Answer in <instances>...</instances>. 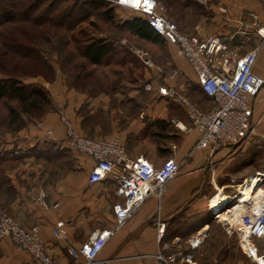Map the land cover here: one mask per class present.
<instances>
[{"label":"crops","instance_id":"obj_1","mask_svg":"<svg viewBox=\"0 0 264 264\" xmlns=\"http://www.w3.org/2000/svg\"><path fill=\"white\" fill-rule=\"evenodd\" d=\"M176 1L180 8H189L190 11L183 12L177 18L175 14L168 15L166 10L165 16L173 23L174 18L179 19L181 27L175 24L182 33L199 39L209 35L232 38V44L237 46L243 40L238 32L245 30L249 40L239 45V52L244 54L257 48L254 73L264 77V39L254 35L255 29L251 25L253 15H257V20L264 23V4L259 0H207L203 5L195 0ZM193 6L199 10L192 11ZM132 13L134 17L144 20L139 14ZM185 19H191V23L183 24ZM158 36L161 42L156 44L173 47L177 57L183 61H175V67H165L151 57L157 66L163 68L164 73L159 74L155 69H149V75L153 76L150 79L152 83L147 82L152 86L150 90L140 89L139 85L119 88L110 97L94 98L91 104L96 111L103 101L102 136L108 139L117 138L124 145L129 157H143L156 167L162 165L166 159L173 158L179 164L180 175L166 185L160 198L146 199L131 214L126 224L111 235L97 258L88 264H151L149 255L158 251L171 253L177 247L187 249L190 242H197V248L192 253L196 263L200 264L201 261L196 256L210 231L205 228L188 229L183 227V222L181 226L175 227V224L194 219V214L205 209L204 201L191 198L201 189L206 190V187L201 188L206 177L211 176L215 192L216 189H221L225 193L222 194L219 190L215 194L225 199L224 209L233 200L237 206L240 194L238 189L235 193V186L250 177H244L243 182L238 184L232 181L235 184L233 190L226 192L227 185L223 180L225 177L234 176L236 172L232 170H237L233 169L235 163L232 168L227 166V162L233 159L231 148L241 147L249 141V137L237 145L225 148L199 149L196 147V130L182 132L175 126L179 122L190 127L186 110L177 99L160 96L157 93L158 88L172 87L174 82L185 87L186 97L190 101V97L195 98L197 103L194 104L202 112H209L213 101L203 93L191 66L178 55L177 47ZM172 73L178 77L174 81L170 78ZM58 92L57 86H54L51 93L61 107L58 106L56 111L46 112L40 124L32 122L18 131L0 126V206L26 229L38 227L47 253L58 264H83L84 259L74 261L68 248L87 242L92 233L112 230L115 225L112 206L118 198L111 181L88 183L87 174L94 161L71 146L66 139L64 125L59 120V113L67 114L72 118L74 129L79 131L82 118L77 113L84 97H73L72 105H64L65 99L58 97ZM254 120L255 138L262 137L264 92L256 99ZM48 130L52 132L51 135H47ZM217 176H221L223 181L219 185L215 182ZM259 191L263 190L257 189L255 193ZM245 203H240L235 209H241ZM183 213L187 216H183ZM60 222L67 234V240L57 239L52 233V229ZM220 222L222 234L226 238L235 239L237 249L241 250L238 237L227 234L226 222ZM161 224L164 225V230L162 237L158 238ZM182 239L184 242L178 244ZM241 252L245 255L242 250ZM246 258L250 261L247 256ZM29 261L27 252L16 249L9 239H0V264H28ZM213 264L217 262L213 261Z\"/></svg>","mask_w":264,"mask_h":264},{"label":"built area","instance_id":"obj_2","mask_svg":"<svg viewBox=\"0 0 264 264\" xmlns=\"http://www.w3.org/2000/svg\"><path fill=\"white\" fill-rule=\"evenodd\" d=\"M112 6L128 9L139 14L148 26L170 44L177 47V53L191 66L203 93L212 99L213 107L209 112H202L185 95V87L176 84L172 87H160L157 93L162 97L180 101L190 121V127L179 122L175 126L182 132L196 130L199 149L216 150L244 141L255 133L254 106L256 99L264 92V77L254 73L258 49L240 54L239 45L249 40L245 30H240L243 39L237 46L232 38L209 35L204 39L182 33L175 23L169 21L165 12L166 4L161 0H101ZM205 4L207 0H195ZM264 4V0H259ZM254 35L264 39V23L253 15ZM137 53V54H136ZM136 56L149 69L163 74L162 67L157 66L150 54L140 49ZM150 83L144 89L150 90ZM65 136L71 146L94 161L87 174L89 184L111 181L118 198L112 206L115 225L112 230L92 233L90 239L79 246H70L69 255L83 264L92 263L102 251L108 239L123 227L131 214L149 197L160 198L166 185L179 173V164L173 158L166 159L159 167L154 166L143 157L131 158L124 145L117 138H89L77 132L72 124L62 118ZM50 130L47 135H51ZM264 137V131L262 132ZM259 185H264V170L255 172ZM249 177V180L251 177ZM246 181V180H245ZM236 205L228 207V212ZM212 214V213H211ZM217 218V214H212ZM164 225L158 229V238L162 237ZM225 232L236 235L241 250L254 263L264 264V247L258 246V240H264V206L252 210L247 206L236 225H225ZM53 235L60 240H67L63 224L57 223L52 229ZM244 236L248 241L244 240ZM9 239L18 250L29 254L28 264H58L47 253L39 235V228L23 227L13 216L0 206V239ZM197 242H190L186 248L177 247L171 253L158 251L149 255L151 264H197L192 251Z\"/></svg>","mask_w":264,"mask_h":264},{"label":"rangeland","instance_id":"obj_3","mask_svg":"<svg viewBox=\"0 0 264 264\" xmlns=\"http://www.w3.org/2000/svg\"><path fill=\"white\" fill-rule=\"evenodd\" d=\"M6 2L11 3V1ZM49 2H51V5L70 8L67 13L72 14H70L67 22L74 25V30L68 31L51 24L35 26L33 24L12 23L0 26V31L5 33V36L0 38L1 45L10 47L8 41L33 44L41 51L38 56L39 60L42 63H48L45 67L37 62L20 59L7 52L4 55H0V68L3 65L5 68L13 66L15 71L20 73L23 83L41 85L46 88L51 101L46 110L47 112L56 111L58 106L61 107V104L56 102L55 96L51 93L54 86H57L59 91L56 95L65 99L64 105L71 103L73 97H84V101L77 113L82 120L79 122V131H76L88 137L105 139L104 135L100 134V132L104 131L102 123L103 101L96 111L93 110L95 106L91 103L96 97L99 99H103L104 96L110 97L119 88L139 85V88L142 89L147 82H151L150 79L153 76L149 75V68H146L136 56V51L139 48L146 50L157 63L165 67L168 65L175 67V61L183 60L177 57L173 47L167 44H156L141 40L130 31L120 28V24L124 20H132L134 18L132 11L128 9L115 7L110 19L106 20L100 15V12L108 9L109 7L107 6L97 10L94 8L93 2H78L77 0H69L67 2L49 0ZM164 3L166 4L167 14H175L177 18H180L183 12L190 11L189 8L185 10L180 8L176 0H165ZM191 9L194 12L199 10L194 6ZM178 20L176 18L173 19L181 27ZM182 23L189 24L191 19H185ZM100 38L112 42L116 52L100 64L93 65L84 58L83 49L92 39ZM170 78L174 81L178 77L175 73H172ZM174 86H176L175 82ZM190 99L192 103H197L195 98L190 97ZM177 102L180 104V101ZM11 104L13 107L16 106L14 102ZM5 105L6 101L0 100L1 125L8 117V110ZM40 112L32 117L23 115V120H18L17 123L21 121L27 124L32 122L39 123L44 115V113ZM62 118L67 119L74 127L72 118L70 119L67 114L59 113L61 123ZM255 136L256 134L253 133L249 136V141L243 143L242 146L240 145L241 147L231 148L233 159L227 162V166L232 168L235 163L236 166L234 165L233 169L237 170H232V172H236L234 176L225 177V180H223L227 185V193L233 190L234 185L240 183L244 177L264 170V138L260 136L255 138ZM239 165L241 166L239 167ZM179 175L180 172L173 181ZM206 178L203 186H201V188L206 187V190L201 189L198 194L191 198V200L198 198L200 201H204L205 209L198 214H194V219L179 221L175 224V227L177 225L181 226V222H183V227L188 229L199 228V230H202L205 228L210 231V235L203 242L204 248L202 247L196 256L201 261L200 264H213V261H216L217 264H253L251 260L249 261L242 254L241 250L237 249L235 239L226 238L222 234L223 230L220 220L212 215L213 212H210L208 207L209 199L215 193V189H213L211 176ZM215 180L218 185L223 182L221 176ZM232 181H235V184H232ZM259 192L264 193V191ZM182 215L187 216L186 213ZM183 242L184 240L182 239L177 243L182 244ZM259 242L258 246L260 248L264 247V240Z\"/></svg>","mask_w":264,"mask_h":264},{"label":"trees","instance_id":"obj_4","mask_svg":"<svg viewBox=\"0 0 264 264\" xmlns=\"http://www.w3.org/2000/svg\"><path fill=\"white\" fill-rule=\"evenodd\" d=\"M6 1H11V3L9 4ZM67 1L69 0H61V2ZM77 1L93 2V6L97 10L103 9L105 6L109 7L100 12V15L106 20L110 19L116 7L101 0ZM0 4V26L12 23L33 24L35 26L51 24L68 31L74 30V25L67 22L70 14H72L67 13L70 11L69 7L62 8L58 5H51L49 0H0ZM120 28L130 31L141 40L152 43L161 42V38L141 18L134 17L132 20H124L120 24ZM4 36L5 33L0 31V38ZM8 43L10 47H6L3 44L2 46L0 43V55L10 52L20 59L37 62L45 67L47 66V62L42 63L39 60L38 56L41 51L35 45L16 41H8ZM115 52L116 49L112 42L100 38L92 39L84 47L83 56L90 64L96 65L114 55ZM0 100L6 101L5 106L8 110L7 120L2 122L3 124L0 126L16 131L23 129L27 124L24 121L17 123L18 120H23V115L32 117L40 111V113L45 114L48 105L51 103L46 88L41 85H28L23 83L20 73L16 72L13 66L11 68H5L4 65L0 68ZM12 102L16 103V106L13 107Z\"/></svg>","mask_w":264,"mask_h":264},{"label":"bare ground","instance_id":"obj_5","mask_svg":"<svg viewBox=\"0 0 264 264\" xmlns=\"http://www.w3.org/2000/svg\"><path fill=\"white\" fill-rule=\"evenodd\" d=\"M135 1L136 0H134V2ZM130 2L132 3V0ZM237 189L240 194L239 198L237 199L239 200V203L237 204V206L240 205V203L246 202L244 207L241 206V209L240 208L234 209L233 211L228 212L227 210L228 207L231 205H234L235 200H233L232 203L229 204L224 209V205L226 204L225 199H223L221 195H215L216 193H218L219 190H220V193L225 194L222 192L221 189H216V192L211 196L213 197L215 195L212 199L211 205H210L211 197L208 202L209 209L211 211L216 212V213L213 212V214L218 213L217 218H219L220 221L226 222L227 224H230V225H236L240 221L241 214L243 210L247 208V206L251 208L252 210H256L264 206V193H261V192L255 193V190L257 189H262L264 191V187L259 185L258 176H252L250 180L248 179L245 182L235 186V193ZM235 193L232 195V197H234ZM237 206L235 208H237ZM244 240L248 241L246 236H244Z\"/></svg>","mask_w":264,"mask_h":264}]
</instances>
